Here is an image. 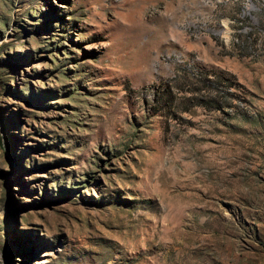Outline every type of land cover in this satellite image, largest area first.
<instances>
[{"label":"rangeland","instance_id":"obj_1","mask_svg":"<svg viewBox=\"0 0 264 264\" xmlns=\"http://www.w3.org/2000/svg\"><path fill=\"white\" fill-rule=\"evenodd\" d=\"M177 1L0 0V264H264V0Z\"/></svg>","mask_w":264,"mask_h":264},{"label":"bare ground","instance_id":"obj_2","mask_svg":"<svg viewBox=\"0 0 264 264\" xmlns=\"http://www.w3.org/2000/svg\"><path fill=\"white\" fill-rule=\"evenodd\" d=\"M183 1L184 0H179V1H177L178 2V5L176 6V8H175V10H174V15H178V14H181L182 15V13H183V9H182V7H183ZM166 18V17H165ZM167 20H169V17H167L166 18Z\"/></svg>","mask_w":264,"mask_h":264}]
</instances>
